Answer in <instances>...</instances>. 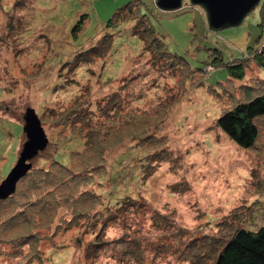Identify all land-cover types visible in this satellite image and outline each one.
I'll use <instances>...</instances> for the list:
<instances>
[{"label":"rangeland","instance_id":"obj_1","mask_svg":"<svg viewBox=\"0 0 264 264\" xmlns=\"http://www.w3.org/2000/svg\"><path fill=\"white\" fill-rule=\"evenodd\" d=\"M22 1L0 0V185L16 165L27 140L23 126L28 108H34L40 117L49 142L32 159L35 173L20 184L15 196L0 200V264H206L215 246L212 235L220 233L222 222L229 229L228 219L246 214V206L251 205L243 226L254 230L264 225V192L253 185L252 176L254 167L264 164V128L260 148L244 150L236 148L217 127L205 130L207 122H203L207 114L208 118L214 115L215 100L216 108L232 107L236 103L231 84L228 83V90L222 89L217 95L212 89L207 91L204 85L185 90L183 80L187 71H182L180 76L175 72L164 76L167 69L163 73L154 70L147 62L148 55L141 54L133 62L141 51L142 41L131 33V23L118 27L107 25L114 12L133 0ZM141 2L140 13L148 15L155 32L164 38L171 52L187 58L198 76L196 83L201 79L216 90L226 83L227 68L216 61L203 66L204 61L218 57L213 53L217 49L225 61L245 55L244 80L254 79L264 85V70L256 65L254 54L248 50L264 40L260 5L240 24L215 30L209 26L206 11L191 0H183L182 6L174 10L159 8L156 0ZM82 15L86 16L85 26L74 37L72 28ZM18 22L19 28L16 27ZM6 29L9 34L5 33ZM110 33L113 34L112 46L106 60L94 57L83 66L71 64L72 70H66L65 66L60 69L66 63L76 62L79 50L100 46ZM57 71L61 76L66 72V83L62 84ZM130 93L140 98L130 101ZM120 107H125L127 112L123 114ZM76 108L82 112L81 117L69 113ZM110 109L120 113L119 120L114 129H107L105 143L94 149L93 142L100 133L97 129ZM159 109L162 113L156 114L154 111ZM125 118L131 121L128 125L119 122ZM139 120L138 130L158 128L163 125L162 120L166 121L158 136L166 137L161 147H166L167 151L158 154L153 161L157 170L148 164L149 170L145 171L142 166L145 160H137L142 156V149L131 147ZM151 142L159 143L161 139L154 138ZM83 148L89 151L88 160L83 162L93 165L98 174L96 178L87 179V188L101 194L93 200L96 208L101 210L105 204L126 195L144 198L147 201L144 207L100 228L102 217L109 211L104 208L99 214L92 207L88 213V204L81 208V203L75 207L69 197L76 187L80 189L78 183L54 182L52 193L46 184H40L35 169L55 168L54 164L58 165L55 160L68 164L69 158L75 157L74 168L80 157L73 151ZM96 149H100L103 161L97 162ZM58 174L65 180L68 178L66 172ZM139 175H143L144 182ZM69 184L75 186L70 189ZM39 198L41 206L35 202ZM56 200L60 201V214L73 220L71 225L61 222L56 227L58 233L47 239L52 233L48 230V218L59 205ZM152 208L167 217L173 214L177 223L188 229L183 239L182 232L175 233L172 227L168 231L162 219L158 220L160 229L153 225ZM19 209L24 211L25 217L16 216L17 219L12 220L13 212ZM238 218L236 223L242 221ZM93 221H100L99 228L93 227ZM40 227L41 234L37 231L40 239H27L22 249L12 251L14 237ZM103 227L104 242L99 255H88L87 244L104 230ZM187 234L192 236L190 240H184ZM123 236L136 237L141 242L152 239L165 242L167 246L161 244L159 251L156 248L159 244L149 246L157 251L151 254L145 245L140 250L142 245L137 244L135 257L119 255V247L124 245L118 246V241ZM195 241L198 244L190 252L188 245Z\"/></svg>","mask_w":264,"mask_h":264},{"label":"trees","instance_id":"obj_2","mask_svg":"<svg viewBox=\"0 0 264 264\" xmlns=\"http://www.w3.org/2000/svg\"><path fill=\"white\" fill-rule=\"evenodd\" d=\"M17 1L18 2L21 1V3H23L22 0H17ZM140 4H142L141 0H133L132 2L127 3L124 7L114 12L113 16L109 19L107 23L108 26H114V27L124 25V23L126 24L131 23V26H130L131 33L134 36H137L142 41L141 51L135 56V58L133 59V62H136V57L142 54L141 56L143 55L149 56L147 62L151 63L152 68L154 70L161 71L163 73L167 69V71L163 73L164 76L165 74H168V73L172 74L170 72H175L177 73L178 76H180L182 74V71L184 70L187 71L186 72L187 76H185L183 80L184 85L186 87L185 90H188L190 86L193 87L194 85H196L193 87V89H195L199 86L204 85L207 91L212 89L213 94L217 95L218 93L221 92L222 89L223 90L227 89L228 83L231 84L233 86V89H232L233 97L232 98L236 101V103H234L232 107H225L223 105L219 108L218 107L216 108L215 105L217 104L216 102L217 100L214 99L215 104L214 106H212L213 109L215 110L214 115L208 118L207 117L208 114H207L203 120V122H207L205 124L207 125L205 130L210 131L209 129L211 127H217L220 133L223 136L227 137V139L236 148H241L244 150H253L255 148H260V140H261L262 130L264 128V85L260 84L259 81H253L254 79L244 80L246 74H245V70L243 71L244 65L242 62L244 61L245 55L240 59H229L225 61L220 51H217L216 49L213 53L217 54L218 57L216 58L214 57L210 60L204 61L203 66L206 67L210 62L216 61L218 62L219 66H223L227 68L229 77H227L226 83L221 84V88L219 90L213 89L210 86H206V83H204V81H202L201 79H199V82L196 83L195 82L197 81L196 77L198 76H196V73H195L196 71L192 70V68L190 67V64L187 58L184 57L183 55L173 53L169 50L168 44L167 42H165L164 38L155 32L154 27L151 24L150 18L148 17V15L146 13H140L139 11ZM258 5L261 6V9H260L261 20H262L261 24L263 26L264 25V0H262ZM85 22H86V16L82 15L77 21V23L72 28L71 32L74 37H77L78 34L82 31L83 27L85 26ZM16 25H17L16 27L19 28V22ZM18 28H15V31H17ZM7 30L8 29H6L5 33H7ZM12 32L13 30L10 33ZM7 34H9V32ZM104 39H105L104 43L102 42V44L98 47L93 45L85 50H79L77 52L76 62L66 63L62 65L60 69L63 66H65L66 70L68 71L72 70L73 63L76 65L83 66V64H85L86 62L92 61L94 57L95 58L100 57V59L106 60L111 50L110 48L112 46L113 34L110 33L109 35H106ZM248 50L254 54L253 61L256 63V65L264 70V40L260 44H258L257 47H250ZM60 69L58 71H60ZM203 69H200V71L204 72ZM65 73L62 76L59 73H58L59 75H57V77L60 76L58 78H60L59 80L62 81V84L66 83L64 79L65 78L64 76H66ZM141 76H145V74H142ZM183 76H184V73L182 77ZM199 76L204 77V78L206 77L205 74H200ZM169 78H172V75ZM62 84L59 86L61 87ZM126 84L127 83H125V85ZM140 95L142 96V93ZM136 96L137 97L134 96V93H130V95L128 96V100L130 101L138 100L140 97L138 98V95ZM171 96L173 95L171 94ZM115 97H118V96H115ZM175 101L176 100H174V102ZM163 104H165L163 106H166L167 102H164ZM51 110L52 112H54L56 109L53 108ZM121 111L123 112V114L127 112V110H125V107L124 108L122 107ZM71 112H73V114H77L78 117L82 116V112L78 108L72 111L70 110L69 113ZM154 112L156 114L162 113L161 109L155 110ZM197 112H199V110ZM42 113L44 112L42 111ZM148 114H150V110L148 111ZM119 117H120L119 112H116L113 109L112 110L110 109L108 111V115L104 117V121H103L104 123L100 125L97 129L100 131V133L96 135L95 142H93L95 143V145L93 146L94 149L97 147V145L105 143V141L108 138V136H105L107 129L109 128L114 129L115 126L117 125V121L119 120ZM132 118L134 119V116H132ZM119 122H122L121 123L122 125H123V122L124 124L128 125L131 121H127V119L125 118V121L121 119ZM136 123L138 125L136 124V128L134 129L135 133H133V136L131 138V141L133 143L131 144V147H140L142 149V152H141L142 156L141 158H138L137 160L138 161L145 160V163L142 165L145 171L148 168L146 166L148 164L149 166L157 170V168L155 167V163H153V161L155 162L157 160L156 157L158 154H163V153L165 154L167 151L166 147H161V146H164V143L166 142V140L163 141V139L166 137L161 136L162 138H159L158 136L159 132H161L160 128L166 125L165 124L166 121L162 120L163 125H160L158 128H156L155 126H152L150 129L148 127V128H143L141 130L137 129L140 124V120L138 122L136 121ZM212 130L213 128L211 129V131ZM154 138L161 139V142L159 143L151 142V140ZM67 141L68 139L66 140V142ZM85 148H83L80 151L78 150L73 151L76 157L77 156L80 157V159L78 160L79 164L76 165V167L74 168L72 167V165L76 163V161L74 160L75 157L73 159L69 158L68 164L55 160V162H57L58 164V165L54 164L55 168H50V169L40 168V169H35V171L37 172V176H39V178L41 179V180L39 179L40 184H46L45 185L46 188H51L50 189L51 193L54 192L55 190L54 187H52L53 186L52 184L54 182H60L63 185L66 182L67 184L68 182H75V184L78 183L79 184L78 188L80 189L78 190L76 187V189L74 190V192H72L69 198L72 200L71 202H74L73 204H75V207H76V204L78 205L80 203L81 205L80 206L78 205V206L81 208H83L86 204H88V208L86 210L89 213V210L92 207L96 208L97 206V205L94 206L95 205L94 202L96 201H93V200L97 199L99 196H101V194L98 193L95 189L94 191L93 189L89 190L87 188L89 185L88 184L90 180L89 178H91L92 176L96 178L98 174L96 170L94 169L93 165L89 166L88 163L83 162V161L88 160L87 157H88L89 151H87ZM100 152H101L100 149H96L95 151V157L97 158V162L103 161V157ZM138 165L139 164H136V166ZM161 166H163V164ZM75 168L76 169L81 168V170H74ZM148 170L149 169H147V171ZM252 171H253L252 176H254L253 185L256 188H259V190L264 192V164L255 166ZM61 172L63 173L66 172L68 176L66 180L63 179L64 177H60V174H58ZM34 173H33V169L31 168L29 172L23 178L19 180L16 191L8 198L15 196L17 194V191L20 188V184L23 181H25L27 177H29L30 175H33ZM139 176L142 179L143 175H139ZM141 181H143V179ZM75 184L73 186L69 184L68 187L71 189L72 187L75 186ZM176 190L173 191L174 194L177 193ZM66 198L69 199L68 196H66ZM56 201L57 203H59V205H57L55 208L56 213L55 212H54L55 214L52 213L50 217L48 218L49 219L48 230L49 232L52 231V233L46 236L47 239L51 238L53 235L58 233V231H56L57 230L56 227H58V225L61 222L64 221L65 224L67 222L71 225L72 224L71 221L73 220L72 217L69 218L67 216H63L60 214L61 213V209L59 210L60 201L58 200ZM35 202L39 206H41L40 198L36 199ZM146 203L147 201L142 197L141 199H136L135 197L126 195L122 199H119L113 203L105 204L104 206L101 207L102 208L101 210L99 208H96L97 210L95 211L99 214L100 212H104V208L106 209L105 211L108 210L109 213H107L104 218L102 217L103 221L100 226H99L100 221H95V223L93 221L92 225L94 228L98 226L102 228L101 227L102 225L107 227L109 222L117 220L120 217H122L124 214L127 215V213H128V216H130L131 214L130 212L132 213L137 212L139 210L138 208L144 207ZM255 203L258 204L260 202H255ZM252 207L253 206L248 205L246 206V209H245V211H247L246 214H242L240 215V217L239 215L237 217L234 216L232 217L233 220L231 219V221L230 219H228L229 229H227L226 228L227 225H225V223L222 222V225L224 226L220 227L221 228V230L219 231L220 233L212 235V238L215 240V244H214L215 246L213 247L214 249H212L214 251L209 249L211 254H210V257H208L206 264H264V225L254 230L245 228L243 226V222L245 221L247 214L252 210ZM21 210L22 209H19L18 211L13 212L10 218H12V220L15 221L17 219L16 216L25 217V215H23L24 211H21ZM152 213H153L152 214L153 215L152 216L153 225H156L158 227L161 226V223L159 221H161L162 219L163 222L166 225H168L167 226L168 231L171 230V227H172L173 229H175V233L182 232L181 233L182 239L184 237L183 235L186 232H188L187 231L188 229L184 228L183 226H180L177 223V218L173 214H172V217L170 216L167 217L166 214H163L162 212L156 209H153V208H152ZM28 218L30 219V216ZM86 218L88 217H85V219ZM237 218L239 221L240 220L242 221L239 223L238 222L236 223ZM57 220L59 221V223H57ZM41 228L42 227H40V229L38 228V230L36 231H32L31 233L29 232V233L24 234L25 232H23L22 234L14 237V241H13L14 245L12 246L13 248L12 251L16 252L17 250H20V248L22 249L26 245L25 242H28V240L37 241V239H40ZM103 229L104 230L100 231L99 235L97 234L94 240L90 241L87 244L86 250L88 252V255L89 254H91L92 256L99 255V252L102 248V244L104 242L102 241V237L105 233L104 232L105 228L103 227ZM39 230H40V234L37 233V231ZM161 236H164V235H161ZM164 238L165 237H162V241H165ZM190 238H192V236L189 237V235L187 234L184 240H187V239L190 240ZM205 238H208V237H205ZM198 240L200 241L202 240V238ZM140 242L141 240L139 238L132 237V236H129V237L123 236L118 241V246L119 245L121 246L124 245V246L121 248L119 247L118 254L128 256V257H135L138 253V251L135 250L137 249V244L142 245L140 250L143 249L145 245L148 252H150L151 254L159 251L160 250L159 247H161V244L167 246L165 242H157V241H153L152 239L142 240V242L141 243ZM197 244L198 242L196 241L189 243L187 250H190V252H192L193 250H195L194 247ZM155 245H157L156 247L157 251L149 248V246H155ZM39 246H40V243H39ZM202 255L203 254L200 253L198 256L201 257ZM143 260H144V256H143Z\"/></svg>","mask_w":264,"mask_h":264},{"label":"water","instance_id":"obj_3","mask_svg":"<svg viewBox=\"0 0 264 264\" xmlns=\"http://www.w3.org/2000/svg\"><path fill=\"white\" fill-rule=\"evenodd\" d=\"M183 0H156L159 8L174 10L182 6ZM262 0H191L200 5L207 13L210 28L220 30L236 26ZM23 126L27 140L25 141L16 165L11 169L0 185V200L11 196L17 184L32 168V159L44 150L49 142L48 136L34 108H28L24 115Z\"/></svg>","mask_w":264,"mask_h":264}]
</instances>
